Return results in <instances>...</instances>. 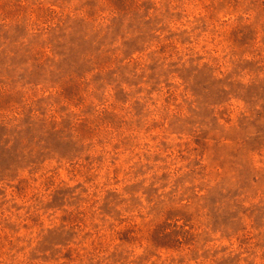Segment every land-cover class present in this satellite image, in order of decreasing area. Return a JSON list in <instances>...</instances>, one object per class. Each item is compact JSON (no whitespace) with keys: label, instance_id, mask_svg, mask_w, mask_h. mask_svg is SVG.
Here are the masks:
<instances>
[{"label":"rangeland","instance_id":"rangeland-1","mask_svg":"<svg viewBox=\"0 0 264 264\" xmlns=\"http://www.w3.org/2000/svg\"><path fill=\"white\" fill-rule=\"evenodd\" d=\"M0 264H264V0H0Z\"/></svg>","mask_w":264,"mask_h":264}]
</instances>
